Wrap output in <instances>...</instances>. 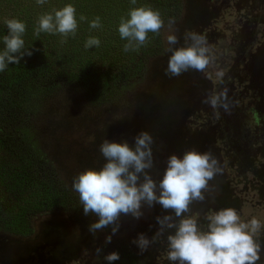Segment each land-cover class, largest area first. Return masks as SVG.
<instances>
[{
    "label": "flooded vegetation",
    "instance_id": "obj_1",
    "mask_svg": "<svg viewBox=\"0 0 264 264\" xmlns=\"http://www.w3.org/2000/svg\"><path fill=\"white\" fill-rule=\"evenodd\" d=\"M176 1L182 3V18L169 28L178 30L179 47L187 46L186 33L196 32L206 38L211 57L218 58H212L203 72L204 83L208 84L209 93H224L228 104L225 111L223 107L203 103L199 91L207 86L199 80L187 103L191 112L183 125L186 139L201 140L221 168V173L209 182L206 199L191 205L192 213L200 214L198 223L202 230L208 223L203 218L207 211L226 207L235 208L243 220L258 213V220L264 224V0ZM206 73L213 76L216 84L208 80ZM57 109L60 112L63 108L57 105ZM74 126L86 128L76 122ZM203 130L209 132L210 140L200 137ZM48 141L50 155L56 157L63 151L62 145ZM65 173L64 178L69 174ZM66 184L75 196L70 207L54 215L61 217L34 219L30 233L25 236L0 232L6 242H11L4 251L13 253L0 259V264H108L104 256L111 252L120 256L111 264H178L167 259L166 238L175 229L167 230L143 252L133 243L141 233L151 240L160 227L156 217L174 215L170 210L159 204L144 205L141 209L144 214L139 219L122 214L115 234L111 225L93 234L89 226L99 217L92 213L85 215L78 194L69 182ZM249 206L251 214L245 218L243 211ZM47 232L57 236L50 240ZM107 236H111L110 243L105 242ZM257 239L262 249L257 264H264V230ZM97 248L102 250L99 255Z\"/></svg>",
    "mask_w": 264,
    "mask_h": 264
},
{
    "label": "trees",
    "instance_id": "obj_2",
    "mask_svg": "<svg viewBox=\"0 0 264 264\" xmlns=\"http://www.w3.org/2000/svg\"><path fill=\"white\" fill-rule=\"evenodd\" d=\"M75 7V35L35 29L41 15L65 5ZM150 6L159 11L165 26L157 35L149 32L148 40L135 51H124L118 27L133 7ZM182 3L176 0H0V51L8 34L6 19L25 23V49L19 64L10 63L0 72V232L14 236L30 233L32 221L38 217L67 209L75 194L55 180L56 171L42 149L36 121L46 108L79 106L93 112L124 105L144 83L148 65L165 56L168 20L177 24L182 18ZM83 15L87 19L80 20ZM100 18L101 27L92 29L90 22ZM90 37L100 40L99 47L85 48ZM64 41V42H62ZM85 109V110H84ZM63 112V111H62ZM35 187L42 190L33 191ZM9 194L22 197L17 213L6 212L2 203ZM32 217V219H30Z\"/></svg>",
    "mask_w": 264,
    "mask_h": 264
},
{
    "label": "clouds",
    "instance_id": "obj_3",
    "mask_svg": "<svg viewBox=\"0 0 264 264\" xmlns=\"http://www.w3.org/2000/svg\"><path fill=\"white\" fill-rule=\"evenodd\" d=\"M43 5L46 0H37ZM137 0H131L135 5ZM52 13L41 15L37 21L35 35L41 32L59 33L63 37L75 35L77 20L76 9L68 4L63 8L53 9ZM87 18L80 16L81 21ZM174 19L168 20L171 27ZM8 34L3 37L4 50L0 51V72L10 63L19 64L24 55L32 52L25 49L23 34L25 23L17 19H6ZM165 22L159 11L148 5L130 8L127 18L121 17L118 32L121 39L127 41L124 51H135L148 40V33L159 34ZM101 27L100 18L90 22V28ZM64 42V41H62ZM190 42V43H189ZM179 43L175 34L167 36L168 57L164 73L168 77H179L188 71L204 72L212 57L206 38L196 32L185 35L187 46L174 47ZM100 40L90 37L85 48L99 47ZM222 77L223 73H217ZM213 108L223 107L228 110L224 93L219 95L209 93L202 101ZM154 137L148 131H141L134 137V147L128 142H110L104 139L99 145V152L106 161L96 170L88 168L73 177L72 189L78 194L79 203L83 206L85 215L89 213L99 217L90 224L89 231L95 234L98 230L112 226V234L120 227V216L130 215L136 219L143 216L142 207H152L159 204L164 210H170L174 215L156 217L159 229L149 240L143 233L133 241L141 252L157 241L169 229H175L174 234L167 235V259L178 264H257L260 260L261 243L257 239L264 224L253 217L243 220L233 207L221 208L218 211L209 210L204 214L208 223L203 227L198 223L199 213H192L191 205L206 199L205 192L209 190V182L221 168L211 152H200L190 149L183 152L182 157L171 154L166 160V169L158 182L152 178L150 169L154 166L152 145ZM106 243L111 242L107 236ZM101 249L97 248L99 255ZM120 259L118 252L104 256L111 264Z\"/></svg>",
    "mask_w": 264,
    "mask_h": 264
},
{
    "label": "rangeland",
    "instance_id": "obj_4",
    "mask_svg": "<svg viewBox=\"0 0 264 264\" xmlns=\"http://www.w3.org/2000/svg\"><path fill=\"white\" fill-rule=\"evenodd\" d=\"M176 31L178 30H171V28L165 30L164 37L166 48L168 47L167 36L170 34L176 35ZM174 47H179V45H174ZM170 54L171 53L167 52L165 58L159 57L153 59L150 62V64L148 65V72L151 68V74L149 75L148 82H146L148 76L147 73V76H145L144 79V83L146 82V84L144 85L143 83V85L140 86L133 93L132 97L127 102L128 105L126 106V109L132 110L129 114L126 113V111L120 112L119 110L114 109V107H112L107 111H95L93 112L95 116H92L91 113L88 114L89 112L87 113L86 111H82V108L78 109L80 107H77V105L72 104L71 102L67 104L71 107H65V109H62L63 112L61 109L60 112H58L57 105H52L46 108V114L43 117H40L36 121V124L40 138L42 140V149L47 154L48 159L55 168V180H59V182L64 181V186L68 188L66 182H69L72 186L73 177L79 174L80 172L84 171L85 169L94 168L96 170H99L106 162L99 152V145L104 139H108L110 142L117 143L127 141L130 147H134V137L139 132L144 131V129H146V124L150 126L152 125L149 123L148 120L142 118L143 115H145L144 113L149 111L147 109H143L142 106L145 103L161 102L165 99L167 102L165 103V105L167 106L165 108L161 107V109L167 110L163 112V120L158 125L165 126L166 124H169L171 125V128L177 129L175 126V123L177 121L175 123L164 122L169 121V117L171 119V117H177L183 114L182 112L178 111V106L176 104H182V102H184L183 100H190L188 96L191 94V89H193V87L196 85V82H193V79H196V81L199 80L200 83L202 82L204 85L206 84L204 83L205 79L203 78V72L198 73V71L190 70L185 74L186 76H188L190 73L193 75L194 78L192 79V82H183L181 83V85L177 84L174 86V92H169L168 88L171 89L172 85L170 84L169 86H167V83H164V79L159 77V73L162 74V70L164 69L167 63ZM212 58L214 60H217L218 56L214 55ZM206 76L209 81L212 80V84H216V80H213V76L207 73ZM206 86V88L204 86L203 88H200L201 91H199L202 100H204L209 94L208 84ZM145 87H147V89H145ZM163 88H166L167 91L162 92ZM172 94L176 95L177 97L173 99ZM120 106L121 105H118V107ZM187 111L188 113L191 112L189 108ZM185 115H187L186 112L184 113V117L182 115V119H185L187 117ZM147 117H150V120L157 125V122L150 114H148ZM78 119L86 120L85 124H83V122H80V120ZM70 122L73 125L75 122H79L80 124L85 125L87 129L85 127L84 130L78 129L76 128V126L70 125ZM155 124H153V127L158 128V126H156ZM173 129L172 131L177 134V132ZM201 133H203V135L200 137H202L203 139H211V136L209 135L208 131L203 130L201 131ZM172 139H176L179 142V147L186 146L190 141L186 138L182 139V136L179 132L176 135V138L172 134ZM47 141L50 143L62 145L63 151L61 150L59 152L60 154L56 157L54 156V154H51V156L49 153V149L46 147ZM197 142L199 143V145L196 146V150L200 152H210L211 149L209 147V150L205 147L203 151V144L201 140H197ZM186 150H189L188 147H186L184 151ZM65 171L69 174H66ZM62 173L66 174V178H64V175H62ZM33 191H40L42 193V190H40L38 187H35ZM21 199L22 197L17 194H9L7 196V201L4 200V202L2 203L3 210L10 213L9 210L12 209L13 211L11 213L14 214L19 212L21 210L19 207ZM243 213L245 218H249L251 214L250 206L246 207ZM55 214L59 213L54 211L52 214L48 213V215H43L41 218L46 219L47 217H61L54 216ZM257 214H255V218L258 219L259 214L258 216ZM250 218H253V216ZM30 219H32V217ZM46 236L50 240H53L54 237H56L57 235H55L54 232H47ZM10 244L11 242H6V240H4V238L0 236V255L2 254L4 248Z\"/></svg>",
    "mask_w": 264,
    "mask_h": 264
},
{
    "label": "water",
    "instance_id": "obj_5",
    "mask_svg": "<svg viewBox=\"0 0 264 264\" xmlns=\"http://www.w3.org/2000/svg\"><path fill=\"white\" fill-rule=\"evenodd\" d=\"M167 67V63L164 67V69ZM164 69L162 70V74L159 73V77H161L162 79H164V83H167V86H169L170 84L172 85V88L169 89V92L173 93L174 92V86L179 84L181 85V83H185V82H188V83H191L192 82V79L194 78L193 75L190 73L188 76H186L185 73H183L182 75H180L179 77H168L165 75L164 73ZM150 71L148 72V79H149V75L151 74V69H149ZM200 73V72H198ZM198 81V80H197ZM196 79H193V82H197ZM146 84V83H145ZM144 84V85H145ZM145 89H147V87H145ZM166 88H163L162 92L163 91H167V89L165 90ZM171 90V91H170ZM191 92H192V89H191ZM191 94L188 96L190 97ZM177 96L172 94V98L175 99ZM131 98V97H130ZM129 98V99H130ZM128 99V100H129ZM157 100V99H156ZM155 100V101H156ZM184 102H182V104H176L178 106V111L182 112L183 114V117H184V113L186 112L187 116L189 115L188 113V108H187V103H188V100H183ZM166 100L164 99L163 101L161 102H152V103H145L143 104V109H147L149 111L145 112L143 115V119L145 120H148L150 124H152L151 126L146 124V129H144V131H148L153 137H154V140H155V143L152 145L153 147V155H154V166L152 169H150V173L152 175V178L154 180H156L157 182L162 179L163 177V173L166 169V160L168 158L169 155L171 154H176L178 156H181L183 155V152L185 150L186 147H188V149H196V146L199 145V143L195 140H192L191 142H188V144L184 147H179L178 145L179 142L175 139H172V134L175 136L176 138V135L178 134V132L180 133V135L182 136V139L186 138L185 134L186 131L185 129L183 128V125L186 121V118L185 119H182V115H179L177 117H169V121L167 122H164V123H175V126L177 129H173L171 128V125L169 124H166L165 126H162V125H158L162 120H163V117H162V114L163 112H165L167 109H161V107L165 108L167 105H165ZM128 105V103H127ZM126 105V106H127ZM125 105H123L122 107H118V106H114V109H117L119 110L120 112L121 111H126V113H131V109H126ZM117 107V108H116ZM150 107V108H149ZM149 108V109H148ZM148 114H150L154 119L155 121L157 122V125L150 120V117H147ZM147 115V116H146ZM181 116V117H180ZM80 120V122H83V124H85L86 120H83V119H78ZM152 123H151V122ZM79 123V122H77ZM153 124H155L157 127H153ZM70 125L74 126L71 122H70ZM175 130L177 132V134L175 132L172 131ZM191 140V139H189ZM207 146H203L202 149L204 151V148ZM182 149V150H181ZM181 150V151H180ZM213 181V180H212ZM145 208V206L143 207V209ZM13 254L12 252H6V251H2V254L0 255V258H6L7 255H11Z\"/></svg>",
    "mask_w": 264,
    "mask_h": 264
}]
</instances>
